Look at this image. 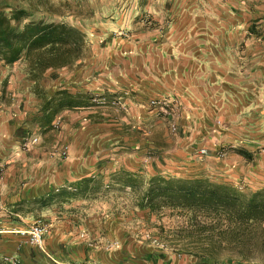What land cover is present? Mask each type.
Instances as JSON below:
<instances>
[{"label":"rangeland","instance_id":"1","mask_svg":"<svg viewBox=\"0 0 264 264\" xmlns=\"http://www.w3.org/2000/svg\"><path fill=\"white\" fill-rule=\"evenodd\" d=\"M227 1L231 4V0H0V10L7 15L23 10L18 29L30 21L65 22L86 35L82 55L66 65L43 68L36 57L25 55L11 64L0 61V106H16L22 121L18 149L28 155L35 149L51 151L64 159L69 144L61 136L68 114L86 112L90 119L108 114L109 109L124 112L130 91L110 89L111 73L124 71L130 54L145 50L147 44L164 45L179 24L202 22L204 16L213 17L212 22L220 16L230 22L229 14L241 16L240 7L223 10ZM246 1L254 16L244 36L261 45L262 72L260 107L243 121V139L216 149L210 143L193 144L186 158L172 161L150 147L147 168L131 171L144 178L139 192L157 174L205 177L244 191L264 189V0ZM16 23L13 19L12 24ZM149 104L166 121L171 134L179 133L178 111L172 110L166 98H152ZM63 106L83 107L66 111ZM27 162L33 166L34 161ZM7 167L8 163L0 161V181ZM124 171L79 174L65 185L38 192H0V264H196L190 255L173 252L157 239V229L147 222V210L137 207L136 193L122 184L123 175H117ZM91 177L95 181L82 183ZM156 219L170 232L172 241L166 242L175 244L183 218L164 215ZM36 224L46 228L42 249L30 239ZM245 249L256 257L232 264H264L260 240Z\"/></svg>","mask_w":264,"mask_h":264},{"label":"crops","instance_id":"2","mask_svg":"<svg viewBox=\"0 0 264 264\" xmlns=\"http://www.w3.org/2000/svg\"><path fill=\"white\" fill-rule=\"evenodd\" d=\"M236 7L243 9L242 15L229 14L230 22L204 16L202 22L177 25L164 45L140 42L146 49L131 53L124 71L108 78L110 89L130 91L124 112L109 109L93 116L94 122L86 112L68 114L61 136L69 144L64 159L51 151H20L22 121L16 106H0V161L8 163L0 192H38L65 185L79 174L142 172L150 147L172 161L186 158L193 144L210 143L216 149L239 143L245 135L243 121L260 107L262 48L245 40L247 22L254 16L248 2L231 0L222 6L230 11ZM152 98H166L177 109L179 133L171 134L158 118L149 104ZM81 107L63 106L66 111ZM27 161H34L33 166Z\"/></svg>","mask_w":264,"mask_h":264},{"label":"trees","instance_id":"3","mask_svg":"<svg viewBox=\"0 0 264 264\" xmlns=\"http://www.w3.org/2000/svg\"><path fill=\"white\" fill-rule=\"evenodd\" d=\"M22 14L23 10L16 9L11 15L0 10V61L11 64L25 55L36 57L39 66L48 68L69 64L82 55L86 35L79 28L40 20L18 29ZM117 175H123L122 184L136 193L137 207L147 210V222L150 228L157 229V239L173 252L190 255L196 264L252 260L256 255L245 247L256 240L264 247V189L244 191L205 177L157 174L145 181L139 192L144 180L140 174L124 171ZM91 181L95 179L84 178L82 183ZM164 215L183 218L175 232L179 240L173 245L166 242L172 241L169 230L156 219Z\"/></svg>","mask_w":264,"mask_h":264},{"label":"built area","instance_id":"4","mask_svg":"<svg viewBox=\"0 0 264 264\" xmlns=\"http://www.w3.org/2000/svg\"><path fill=\"white\" fill-rule=\"evenodd\" d=\"M204 152V150H203ZM31 242L39 248H44L46 228L42 225L36 224L31 228Z\"/></svg>","mask_w":264,"mask_h":264}]
</instances>
